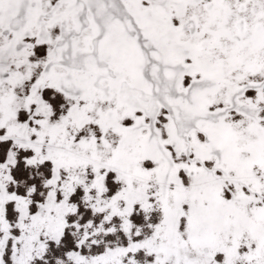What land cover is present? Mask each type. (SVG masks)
I'll return each instance as SVG.
<instances>
[{
    "label": "rangeland",
    "instance_id": "rangeland-1",
    "mask_svg": "<svg viewBox=\"0 0 264 264\" xmlns=\"http://www.w3.org/2000/svg\"><path fill=\"white\" fill-rule=\"evenodd\" d=\"M5 258L264 264V0H0Z\"/></svg>",
    "mask_w": 264,
    "mask_h": 264
},
{
    "label": "trees",
    "instance_id": "trees-1",
    "mask_svg": "<svg viewBox=\"0 0 264 264\" xmlns=\"http://www.w3.org/2000/svg\"><path fill=\"white\" fill-rule=\"evenodd\" d=\"M17 169H18V171H14V174L15 173H17L18 175V177H20V178H22L21 177V174H20V172L19 171H21V170H19V168L17 167ZM71 237V235L69 234V232L68 231H66L64 234H63V237H61V239H63V242H64V245L67 247V248H74V245H73V243H72V238H70ZM66 247H64V248H66ZM64 248L62 249V250H64ZM53 256L54 255H52L51 253H48L46 256H45V258H47L48 259V261L49 260H52L53 259ZM5 261H6V264H8V260L5 258Z\"/></svg>",
    "mask_w": 264,
    "mask_h": 264
}]
</instances>
